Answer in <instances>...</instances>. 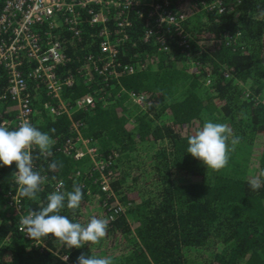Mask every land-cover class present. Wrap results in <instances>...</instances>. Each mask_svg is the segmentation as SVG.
Instances as JSON below:
<instances>
[{
    "label": "trees",
    "instance_id": "trees-1",
    "mask_svg": "<svg viewBox=\"0 0 264 264\" xmlns=\"http://www.w3.org/2000/svg\"><path fill=\"white\" fill-rule=\"evenodd\" d=\"M4 1L0 0V9ZM186 2L192 7L190 0H174L172 11ZM225 4L221 14L197 12L186 20L185 51L175 33L167 35L166 52H158L154 42H142L144 20L133 17L132 41L120 47L118 57L132 63L135 53L140 58L154 55L149 68L120 79L125 89L147 96V109L135 118L134 127L127 122L135 107L125 94L115 97L116 88L106 103L75 113L81 136L91 140L100 157L118 153V172L110 184L125 209L113 214L114 219L101 207V198L94 196L91 180L84 182L88 194L74 177L75 172L91 168L90 160H74L61 149L73 136L72 121L65 115L49 116L35 103L41 112L34 114L31 123L56 143L51 156L33 150L34 170L46 181L36 200L19 197L23 211L46 205L47 196L63 181V190L79 185L84 198L78 210L65 208L62 215L73 222L87 223L92 216L110 222L99 244L67 248L49 234L36 245L18 229L21 216L8 203V192L16 190L15 162L1 166L0 264H76L81 253L111 256L113 264H264V187L253 191L248 185L255 176L251 163L256 176L264 172V104L260 102L264 98V0H225ZM97 44L96 38L84 37L78 44V58L83 60L90 49L99 57ZM77 69L71 60L57 70L61 77H75L74 86L62 91L63 99L73 101L88 91L76 76ZM99 77V85H104ZM205 121L227 124L241 138L228 166L218 172L186 151L191 133L178 130L196 122L201 128ZM258 144L263 146L259 156L255 154ZM53 161L63 167L49 170ZM178 176H195L200 183L176 182Z\"/></svg>",
    "mask_w": 264,
    "mask_h": 264
},
{
    "label": "built area",
    "instance_id": "built-area-1",
    "mask_svg": "<svg viewBox=\"0 0 264 264\" xmlns=\"http://www.w3.org/2000/svg\"><path fill=\"white\" fill-rule=\"evenodd\" d=\"M172 4L173 0H5L0 9V125L12 130L24 119L31 122L34 114L41 112L35 106L37 102L49 116H67L72 121L73 136L65 141L64 152L72 154L76 160L87 157L91 162L88 171H77L74 177L81 180L82 187L86 188L85 179L98 187L99 193L94 196L101 198V207L109 213V218L121 211L118 195L110 185L118 171L114 167L118 153L100 157L96 147L90 146V140L82 138L80 124L74 122V115L80 109L94 108L97 102L106 103L108 96H112V88H116L115 97L125 94L130 103L145 105L147 96L125 89L120 79L149 68L154 55L140 58L135 53L136 60L128 63L118 57L120 47L132 41L133 17L136 16L144 20L142 42H154L158 52H166L169 48L167 35L175 33L179 46L185 51L189 42L184 26L187 18L183 12L172 11ZM199 4L219 14L225 10V0H199ZM84 37L97 39L99 57L90 49L83 60L78 58V44ZM71 60H75L78 68L76 76L88 89L73 101L63 99L61 93L66 87L74 86V75L61 77L57 71ZM95 73L97 75L93 76ZM229 73L226 71L224 75ZM99 76L104 85H99ZM245 96L248 97V93ZM251 98L258 100L254 96ZM260 102L264 104V98ZM130 121L128 118L127 123ZM80 143L82 148H79ZM14 184L16 190L8 192V203L20 214L18 229L29 239L21 223L28 213L22 209L16 172ZM87 193H90L88 188ZM34 242L39 244V240ZM65 257L61 259L67 261Z\"/></svg>",
    "mask_w": 264,
    "mask_h": 264
},
{
    "label": "clouds",
    "instance_id": "clouds-1",
    "mask_svg": "<svg viewBox=\"0 0 264 264\" xmlns=\"http://www.w3.org/2000/svg\"><path fill=\"white\" fill-rule=\"evenodd\" d=\"M131 3V2H130ZM55 132V129H50ZM187 152L200 160L207 169L220 171L229 164L230 154L235 151L241 138L224 123L205 121L202 127L187 138ZM56 141L47 132H42L29 120H22L10 130L0 125V166H11L15 162L16 183L20 186V196L36 200L46 177L34 170L33 150L45 157L52 155ZM63 167L60 161L48 165L49 170L57 171ZM249 187L259 190L264 187V172L248 181ZM63 181L58 182L55 191L47 196L46 205L39 210H30L21 220L26 234L33 240L45 239L51 234L67 248H81L85 244H99L107 235L110 220L92 216L87 223L73 222L62 215L67 208L75 212L81 207L84 193L79 185H73L71 191H65ZM111 219H114L111 218ZM65 260L67 257L64 258ZM76 264H113L111 256H85L81 253Z\"/></svg>",
    "mask_w": 264,
    "mask_h": 264
},
{
    "label": "rangeland",
    "instance_id": "rangeland-1",
    "mask_svg": "<svg viewBox=\"0 0 264 264\" xmlns=\"http://www.w3.org/2000/svg\"><path fill=\"white\" fill-rule=\"evenodd\" d=\"M188 3L186 2L185 3V5H187ZM197 12H203V10H198V11H196V12H194V13H191V14H189V15H187L186 16V18L188 19V18H190V17H192V16H194ZM185 27H186V25H185ZM203 36H206L205 34L203 35ZM208 37V36H207ZM151 63V62H150ZM130 105L132 106V107H135V112L130 116V118L129 119H131V121L129 122V124L131 125L130 127L132 128L133 126H135V118H137V116H139V115H142L145 111H146V109H147V105H146V103H145V105L144 106H142V107H140V106H138V105H136V104H133V103H130ZM200 129V127H199V123L198 122H196V123H193L192 125H189V126H182V128H181V130L180 129H178L180 132H182L183 134H185V133H191V134H193V133H195L197 130H199ZM81 133V132H80ZM190 134V135H191ZM83 138V137H82ZM85 139V138H84ZM90 140V139H89ZM90 146H94L93 144H92V142H91V140H90ZM83 147V145L80 143L79 144V148H82ZM95 147V146H94ZM97 149V148H96ZM98 151V150H97ZM263 151V146H262V144H261V146L258 144L257 145V147H256V152H255V154L256 155H260L261 154V152ZM84 158H86V157H84ZM253 159H254V155H253ZM138 163H139V161H137ZM116 163H117V161H116ZM139 165H140V163H139ZM142 166L144 167V163L142 164ZM251 167L252 168H254L253 169V175H255L256 176V166L254 165V163H251ZM134 170H136L135 168H134ZM134 175H137V174H134ZM253 177V176H252ZM136 178H135V176H134V178H132V180H135ZM182 181H190L191 182V184H199L200 183V181H199V178H197V177H195V176H185V177H181V176H178V177H176V182H182ZM179 185H188V184H179ZM176 186V185H175ZM129 194L131 195V196H133V194H134V191L133 190H130L129 191ZM97 199V198H96ZM117 201L119 202V204H120V207H121V210H124L125 209V206L124 205H122V203H121V201H120V199H119V197L117 198ZM99 254H102L101 252H99Z\"/></svg>",
    "mask_w": 264,
    "mask_h": 264
},
{
    "label": "water",
    "instance_id": "water-1",
    "mask_svg": "<svg viewBox=\"0 0 264 264\" xmlns=\"http://www.w3.org/2000/svg\"><path fill=\"white\" fill-rule=\"evenodd\" d=\"M173 2H174V0H173ZM190 2L192 3V7H187L186 5H185V3L184 4H182V5H180L178 8H176L174 11H179V12H183L186 16L187 15H189V14H191V13H194V12H196V11H198L199 9L200 10H203L204 12L206 11V12H216V11H207V10H205V9H203L202 7H200V4H199V0H190ZM225 9H226V4H225ZM225 11V10H224ZM219 14V13H218ZM221 14V13H220ZM187 20V19H186ZM185 25H186V21H185ZM184 25V26H185ZM186 28V27H185ZM58 68H60V66L58 67ZM57 70H59V69H57ZM79 111V110H78ZM65 143V142H64ZM63 146H64V144L62 145V150H63ZM63 153H65L66 155H68V156H70L71 158H73V156H72V154H70V153H67V152H64V150H63ZM114 153V152H113ZM113 153H111V154H113ZM110 155V154H109ZM74 159V158H73ZM74 160H76V159H74ZM114 167H116L117 168V166L115 165ZM118 169V168H117ZM118 172V171H117ZM117 174V173H116ZM116 174H115V176L114 177H116ZM113 177V178H114ZM112 178V179H113ZM112 181V180H111ZM111 183V182H110ZM91 184L93 185V186H95V188H96V190H92L93 191V194H95V193H99V190H98V187L95 185V184H93L92 182H91ZM111 185V184H110ZM112 187V186H111ZM86 188H88V185H86ZM113 188V190L115 191V188H114V186L112 187Z\"/></svg>",
    "mask_w": 264,
    "mask_h": 264
},
{
    "label": "crops",
    "instance_id": "crops-1",
    "mask_svg": "<svg viewBox=\"0 0 264 264\" xmlns=\"http://www.w3.org/2000/svg\"><path fill=\"white\" fill-rule=\"evenodd\" d=\"M116 252H120V249H117Z\"/></svg>",
    "mask_w": 264,
    "mask_h": 264
}]
</instances>
